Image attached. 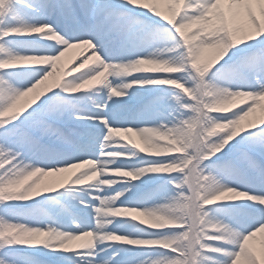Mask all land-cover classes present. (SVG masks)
<instances>
[{
  "label": "snow or ice",
  "instance_id": "1",
  "mask_svg": "<svg viewBox=\"0 0 264 264\" xmlns=\"http://www.w3.org/2000/svg\"><path fill=\"white\" fill-rule=\"evenodd\" d=\"M0 264H264V0H0Z\"/></svg>",
  "mask_w": 264,
  "mask_h": 264
}]
</instances>
